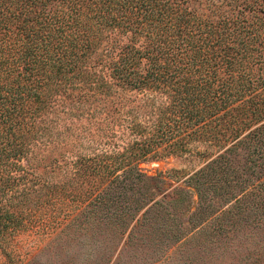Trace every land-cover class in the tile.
<instances>
[{
    "label": "trees",
    "instance_id": "1",
    "mask_svg": "<svg viewBox=\"0 0 264 264\" xmlns=\"http://www.w3.org/2000/svg\"><path fill=\"white\" fill-rule=\"evenodd\" d=\"M208 1L207 14L189 0H0V253L9 262L10 240L71 186L45 177L38 153L83 113L114 123L123 142L78 154V194L65 195L78 200L73 210L105 207L126 224L151 200L146 183L158 188L139 165L194 153L205 164L184 182L200 202L235 183L236 203L264 222V23L247 6L236 11L237 0L226 2L230 13ZM238 149L247 151L240 177L226 158Z\"/></svg>",
    "mask_w": 264,
    "mask_h": 264
},
{
    "label": "rangeland",
    "instance_id": "2",
    "mask_svg": "<svg viewBox=\"0 0 264 264\" xmlns=\"http://www.w3.org/2000/svg\"><path fill=\"white\" fill-rule=\"evenodd\" d=\"M216 1H223L222 11L230 13L226 6L229 0ZM208 4V0L188 2L192 10L207 14ZM236 5V11L246 10V6L247 10L252 9L264 23V0H237ZM258 43L264 46V37ZM58 104L61 105L59 101L56 106ZM102 119L99 113H83L80 119L77 114L74 121L58 127L62 134L60 141L38 153L42 160L38 158L35 165L38 162L47 164L45 170L39 169L45 177L57 183L69 181L71 184L66 189V196L78 194L82 179L72 168L78 154L93 156L123 142L118 138L122 130L111 128L114 123H101ZM226 158L238 177L247 175L244 171L246 150L238 149L233 154L228 153ZM204 164L205 161L194 153L141 163L139 168L146 177L159 181L158 188L154 187L153 181L146 183L152 194L151 200L133 219H129L133 216L131 212L130 216L125 214L129 219L126 224L112 223L106 218L112 213L105 207L87 209L84 215L81 210L72 209L78 200L72 203L70 197L75 196L55 195L53 199L57 204L45 208L48 210L44 220L27 224L28 229L17 232L10 240L16 263L264 264V222L257 223L252 209L242 211V205L236 203L235 198L241 193L240 185H231L222 198L208 195L200 202L194 189L184 182ZM260 174L262 177L264 172ZM251 179L256 180L255 177ZM147 208L148 212L143 214ZM232 209L230 217L221 215ZM66 214L70 215L68 219ZM244 214L248 216L246 221H242ZM74 215L77 218L70 222ZM30 225L35 226L31 228ZM214 228L217 232L211 234ZM0 264L12 262L0 253Z\"/></svg>",
    "mask_w": 264,
    "mask_h": 264
}]
</instances>
